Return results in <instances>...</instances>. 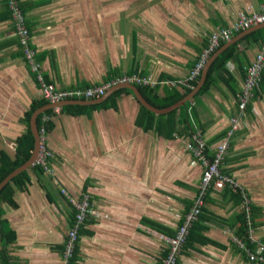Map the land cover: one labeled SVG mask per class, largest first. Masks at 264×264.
<instances>
[{
    "label": "crops",
    "instance_id": "0c3cea01",
    "mask_svg": "<svg viewBox=\"0 0 264 264\" xmlns=\"http://www.w3.org/2000/svg\"><path fill=\"white\" fill-rule=\"evenodd\" d=\"M19 1L40 73L57 89L101 86L129 75L151 77L154 84L162 80L160 88L174 86L164 78L185 80L208 38L230 27L246 7L258 11L260 2ZM259 44L236 45L225 72L190 101L187 133L181 135L168 137L164 127L158 132L162 124L156 117L165 114H154L153 122L145 117L141 121L148 129L143 130L136 124L139 104L127 93L115 91L98 104L64 106L83 112L54 111L44 141L51 153L49 172L29 168L25 187L14 188L11 201L0 200V264H63L73 209L61 190L74 198L87 194L92 209L101 213L81 226L72 264H160L167 248L147 231L173 236L198 194L202 167L186 144L198 136L211 155L226 136ZM33 74L0 0V151L10 155L25 131L24 113L41 99ZM239 119L221 166L236 187L207 189L203 219L190 229L192 243L182 247L176 264H262L247 259L236 234L243 212L251 251L264 245V68L260 87ZM182 128L177 122L175 132Z\"/></svg>",
    "mask_w": 264,
    "mask_h": 264
},
{
    "label": "built area",
    "instance_id": "2783aa9c",
    "mask_svg": "<svg viewBox=\"0 0 264 264\" xmlns=\"http://www.w3.org/2000/svg\"><path fill=\"white\" fill-rule=\"evenodd\" d=\"M10 12V17L15 26V35L18 38L19 45L25 61L29 64L32 72L36 73V79L40 83L41 98L48 104H56L64 101H88L100 98L105 92L118 83H131L137 85L154 84L151 77H139L136 75L123 76L117 81L102 84L101 86H92L87 88H71L57 89L52 85L43 82L40 73V64L35 61V51L31 48L30 36L25 26V18L20 10L19 0H5ZM264 25V0H260L258 11H252L251 7H246L245 11L239 12L236 20L230 27L222 28L214 32L210 38L207 48L202 52L200 59L195 63L189 71L188 80H193L201 73L207 56L218 46L220 41H229L233 33L250 29L254 26ZM264 68V27L263 36L259 44V50L255 55L251 64L247 67L246 79L241 86V94L238 96V114L229 120L230 130L222 141L216 146L210 157L206 153L204 142L198 137L193 136L186 149L192 154L195 163L202 167V175L198 186V194L193 202L190 211L185 215L182 224L179 226L173 236H166L152 231H147L148 235L157 237L167 248V255L161 264H176L177 256L184 246L189 229L200 214L204 205V197L207 189L212 186L215 189H223L225 187L235 188V181L221 171V166L229 147V142L238 129L239 118L242 117L246 106L253 98L254 91L259 89L262 81V71ZM55 109L54 111H56ZM40 134V149L35 164L44 168L46 172V161L51 157V153L44 145L45 133L44 129L38 130ZM63 196L74 209V221L72 227L67 231L64 241V249L62 252L63 264H68L72 258L75 244L78 239L80 227L84 224L88 216L97 218L98 213L90 206V199L87 194L74 198L61 190ZM250 230V228H249ZM240 248L245 252L250 262H258L264 264V245L256 244L255 250L251 251L245 247L243 243H238Z\"/></svg>",
    "mask_w": 264,
    "mask_h": 264
},
{
    "label": "trees",
    "instance_id": "16d2710c",
    "mask_svg": "<svg viewBox=\"0 0 264 264\" xmlns=\"http://www.w3.org/2000/svg\"><path fill=\"white\" fill-rule=\"evenodd\" d=\"M5 5H6V8L8 10V13L10 15V12H9V9L7 7L6 2H5ZM19 5H20V1H19ZM20 10L23 11L21 8V5H20ZM29 36H30V33H29ZM262 36H263L262 30H257V31H254V32L244 36L241 40L238 41V43L243 42V41H246L247 43H252V44H256L258 42L260 43ZM209 38H208V41H207L205 48H207ZM224 43H225V41H220L218 46L207 56V59L214 52H216ZM238 43L228 47L225 51H223L213 61V63L211 64V66L208 69L207 76H206V79H205L203 86L201 87L199 92L195 95L193 100L197 99L200 95H202L204 92H206L211 85H213V82L216 81L215 77L219 74V71L225 72L224 66H225L227 61H229L235 57L236 45ZM30 44H31V42H30ZM31 48H32V46H31ZM199 59H200V57L198 58V60ZM36 62L38 63V61H36ZM195 63H194V65H195ZM35 76H36V73H34L32 75L33 78H36ZM199 78H200V74H199V76H197L193 80H188V78H186L185 80L178 81V82L177 81L174 82V81H172V79L164 78V80H163L164 82L174 83V86H162V88H160V86H159L161 84L162 80H161V82L159 80L160 83L157 81L156 84L151 85V86L137 85V84H133V85L137 87L141 96L145 99V101L148 104L155 107L156 109H165V108L175 104L180 99H182L186 94H188L191 91V89L197 84ZM42 79H43L44 83H49L46 80L45 76L42 77ZM106 83H111V82L109 81ZM118 93H127L129 95L132 94L129 90H126V89H119L118 91L115 92L114 95H116ZM47 104L48 103L45 100H43L42 98L40 100H36L34 102H31L29 105V109L24 113V115L22 117L21 123L25 126V131L23 132V134H21L15 140L14 153L10 155L4 150L0 151V181L2 179H4L14 169L21 166L24 162H26L28 160V158L30 157L31 151L33 150V137H32L30 130H29V118H30V115L32 114V112L34 110H36L42 106H45ZM190 104H191L190 102H187L184 106L178 108L177 110H174V111H172L168 114H165V115L157 116L156 118H158V123L162 124V126L158 127V132L162 133V130L160 131V128L164 127L165 128L164 130H166V131L168 130V134H164V135H166L168 137H171L174 134L175 135H177V134L181 135V134L187 133V129H186L187 125H188L187 108L190 106ZM71 107L75 108L78 112H83L85 110V108L79 107V106H71ZM71 107H64V108L69 109ZM54 113H55L54 110H47L43 114L39 115L36 119L37 129L41 130L43 128L44 133L47 134L48 131L50 130V128L52 127V122H51L52 116L51 115H53ZM145 117L149 118L148 121L153 122L155 115L153 113L147 111L145 108H143L142 106L139 105V114H138L137 119H136V124L143 126L141 120H144ZM176 117H178V119ZM177 122H182L183 128H182V130L175 132ZM158 123H156V124L158 125ZM147 127L148 126H143V130L148 129ZM230 143L231 142H229V144ZM207 155L210 157V154H207ZM46 168L48 169L47 161H46ZM31 169L33 171H36L39 174L46 172L44 170V168L38 164H34L31 167ZM221 171L225 174V171H223V170H221ZM28 181H29V178L27 175V171H24L21 174H19L18 176H16L9 184H7L0 191V200L5 198V199L11 201L12 195H13V189L14 188H17V189L24 188ZM90 204H91V202H90ZM251 210H253V209L251 208ZM202 215H203V208H201V211H200V214L197 218V221L192 224L190 229L192 227H194V224L198 223L199 221H202V219H203ZM0 216H1V213H0ZM238 219L240 222V227L238 228V232L236 234V237H237V239H241V241L245 244V247L247 249L252 250L254 248V245L249 244V240L247 238L246 219H245V215L243 212L238 216ZM87 220H90L89 222H94V219L90 216H88L86 218L85 222ZM73 221H74V209H73V216L71 219V223H72L71 225H73ZM2 222L4 224L3 225L1 224V227H2L1 233L6 234L8 232V229H7L6 223L4 221H2ZM190 229H189V233H188V236H187V239H186L184 246L190 241L192 243V240H191L192 230H190ZM79 231H80V229H79ZM78 234H79V232H78ZM75 247H76V244H75ZM63 249H64V246H63ZM75 257H76V249H74L72 258L69 260L68 264H72ZM161 263H162V261H161Z\"/></svg>",
    "mask_w": 264,
    "mask_h": 264
},
{
    "label": "water",
    "instance_id": "95a60500",
    "mask_svg": "<svg viewBox=\"0 0 264 264\" xmlns=\"http://www.w3.org/2000/svg\"><path fill=\"white\" fill-rule=\"evenodd\" d=\"M264 25H259L255 26L243 33H240L238 36L235 38L229 40L226 42L225 45L221 46L216 52H214L208 59H206L203 68L200 73V78L197 82V84L191 89V91L186 94L182 99H180L178 102L175 104L165 108V109H156L155 107L151 106L148 104L145 99L141 96L140 92L138 91L137 87L134 86L131 83H118L116 85H113L110 87L103 96L100 98H96L93 100L89 101H64L56 104H47L45 106H42L32 112L29 118V130L30 133L33 137V150L31 151L30 157L26 162H24L21 166L17 167L14 169L12 172H10L4 179L0 181V191L7 185L9 184L16 176L21 174L24 171H27L29 168H31L38 157L39 154V149H40V134L37 129L36 125V119L39 115L43 114L47 110H54V109H59L64 106L68 105H91V104H98L101 103L103 100H105L107 97H109L113 92L119 90V89H126L129 90L132 93V96L134 99L138 102L140 106L145 108L147 111L153 113V114H166L171 111L177 110L178 108L182 107L185 105V103L190 102L195 95L199 92L201 87L203 86L207 72L213 61L223 52V50L230 45L232 42H235L239 40L242 36L247 34L248 32H252L254 30H257L259 28H263Z\"/></svg>",
    "mask_w": 264,
    "mask_h": 264
},
{
    "label": "rangeland",
    "instance_id": "374dc122",
    "mask_svg": "<svg viewBox=\"0 0 264 264\" xmlns=\"http://www.w3.org/2000/svg\"><path fill=\"white\" fill-rule=\"evenodd\" d=\"M4 139H5V138H4ZM5 141H7V143H10L11 140H5ZM0 144H1V145H4L3 140H0ZM1 145H0V147H1ZM4 147H6V146H4ZM6 148H7V150L10 151L12 147H6ZM11 152H12V151H11ZM98 216H99L98 218H101V213H98Z\"/></svg>",
    "mask_w": 264,
    "mask_h": 264
}]
</instances>
